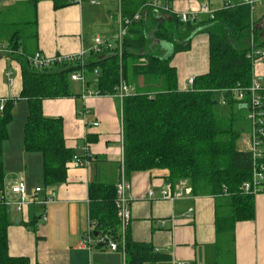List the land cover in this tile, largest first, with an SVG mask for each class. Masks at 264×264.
Instances as JSON below:
<instances>
[{"label":"crops","instance_id":"crops-1","mask_svg":"<svg viewBox=\"0 0 264 264\" xmlns=\"http://www.w3.org/2000/svg\"><path fill=\"white\" fill-rule=\"evenodd\" d=\"M158 2V8L141 7L140 17L145 22H151V15L168 23L170 15L177 17V12H198L202 4H206L213 13L221 8L245 5L241 0ZM165 2L172 11L160 8ZM228 2L231 6H226ZM113 4L114 0H102L97 5L70 3L54 8L52 0H38L35 6L32 0H1L0 41L7 43L19 30L15 37L24 55H32L37 51L47 57L79 54L81 51L88 54L94 47L96 37L104 42L115 43L114 35L122 13L120 0H117L119 8L115 7L116 13L111 16ZM151 10L154 15L150 13ZM255 10L249 7L251 20H260L263 25L264 14L257 18L254 16ZM207 17L212 18L206 13H199L197 21ZM170 64L176 68L178 88H190L189 78L208 71L207 33L194 34L190 48L176 52ZM8 72L13 77L11 84ZM253 76L264 85V59L254 62ZM90 78L91 75L86 73L88 88L95 89L89 87ZM135 85H143L142 76L128 84L130 92ZM21 87L22 68L19 59L0 57V96L19 99ZM82 91L80 84L79 90L74 91L80 92V97L46 98L42 101L45 116L62 118L66 146L88 159L86 166L67 165L63 182L45 186L42 155L25 151L22 143H17L15 161L8 164L10 150L15 145L4 149L9 136H12L10 122L7 126L8 137L2 145L3 184L7 182L10 186L22 177L29 198L39 186L42 191L37 194L38 199L45 198L47 189L54 194L52 201H32L22 211L5 205L10 219L7 238L11 256H25L30 264H125L121 241L125 240L127 233L132 240L150 243L155 250L168 257V260L157 264H173L176 261L187 264H264V192L254 195V218L236 222L232 241L224 242V251L218 253L215 198L208 194L193 193L184 180L171 185L166 169L137 171L127 176L130 183L127 192L130 220L124 232L120 229L121 237L116 250H111L106 243L101 242L100 234L89 215L88 186L91 182L115 186L119 179L123 155L122 100L115 94L83 98ZM22 100H18L16 105ZM238 108L245 107L240 104ZM19 111L20 108L17 109V115ZM249 133L250 123L244 138L246 142ZM16 173L19 175L17 178ZM163 189L171 193L181 191L182 194L165 198L161 194ZM149 190L153 191L152 195L148 194ZM89 228L91 242L86 245L82 240ZM94 231L98 232L97 236L93 234Z\"/></svg>","mask_w":264,"mask_h":264},{"label":"trees","instance_id":"trees-1","mask_svg":"<svg viewBox=\"0 0 264 264\" xmlns=\"http://www.w3.org/2000/svg\"><path fill=\"white\" fill-rule=\"evenodd\" d=\"M37 1L32 0L33 6ZM52 1L54 8L71 3ZM146 1L120 0L122 17L132 18L122 41L121 56L116 48L92 49L83 65L66 63L41 69L31 65L24 56L14 57L19 59L22 68L19 99L27 104L22 147L27 152L42 155L45 186L63 182L67 163L77 153L66 146L62 118L45 116L42 101L80 97V92L70 87V74L76 70L89 73V83L101 95L114 94L121 79L128 85L142 76L143 85L121 101L125 174L166 169L171 185L184 180L193 193L213 196L216 247L218 253H222L223 243L232 241L235 223L254 218L255 194L245 192L242 187L251 180L252 158L247 148L238 145L240 132L235 122L240 108L231 95H227L225 104L230 109L227 118L219 117L214 107L220 104V89L251 83L255 61L249 53L252 46L264 48V24L251 20L246 5L218 9L212 18L200 21L181 22L174 15H170L168 23L151 15L150 23L142 17L133 19ZM150 13L154 15L153 10ZM34 23L36 26L35 20ZM18 31L7 41L14 48L20 45L15 37ZM198 32L208 35V71L196 75L190 88L179 89L176 68L170 61L176 52L190 48L191 38ZM95 69L97 75L93 73ZM17 100L8 98L0 110V189L5 177L2 145L8 137L7 126ZM243 143L247 146L245 139ZM260 192H264V180ZM88 194L94 228L100 235L108 233L114 241H119L115 186L91 182ZM9 223L7 207L0 203V264H30L25 256L9 254ZM124 239L125 264H157L168 260L150 243L134 241L127 233Z\"/></svg>","mask_w":264,"mask_h":264},{"label":"built area","instance_id":"built-area-1","mask_svg":"<svg viewBox=\"0 0 264 264\" xmlns=\"http://www.w3.org/2000/svg\"><path fill=\"white\" fill-rule=\"evenodd\" d=\"M102 0H70L71 3L83 4L89 3L92 5L100 4ZM243 4L248 5L251 9H255L257 4L264 6V0H241ZM1 2V0H0ZM144 6H150L158 8V0H147ZM226 6H231L230 2L226 3ZM161 9L169 12L172 11L170 5L165 2L164 5L160 6ZM199 13H206L210 17H213V11L206 5L202 4L198 12L195 11H182L177 12V17L181 22L194 21L198 19ZM140 18V11L136 12L133 15V19L137 20ZM132 22V18H121L119 16V24L116 34L114 35L115 43L104 42L99 37L94 39L93 50L99 51L104 48H116L119 56H121L122 50V41L127 32V27ZM252 44V43H251ZM87 53L81 51L79 54H69V55H58V56H43L39 51L33 53L32 55H24L19 48H14L8 43L0 41V57H16L24 56L31 65L36 68H49L53 65H62L66 63H79L80 65L84 64ZM249 56L254 57L253 61L264 58V49L254 48L249 53ZM94 75H97L98 71L94 70ZM9 83H12L13 77L11 72H8ZM70 79L77 81L81 84L83 91L82 97L86 96H97L101 95L97 90L86 88L87 79L86 74L83 69L76 70L71 72ZM193 77L189 78L188 83L192 85ZM219 103L225 105L227 102V95L237 102L238 107L240 104H245L247 109L246 117L250 123V133L248 136L247 150L251 154L252 158V177L251 180H247L243 183V190L247 193L257 194L261 191V184L264 180V85L256 78L252 77L251 83L248 86H244L240 83H237L233 87L224 88L219 90ZM130 93L129 86L125 83L124 80H120L119 84L116 86L115 95H117L120 100ZM8 98L0 96V110L3 108L4 103ZM97 125V123H94ZM85 151V150H84ZM85 156V155H83ZM88 163L87 157H81L76 154L72 159L67 163L70 166H86ZM130 189V183L125 174L124 165H123V155L121 158V168L120 176L118 181L115 184V207L116 213L120 222V229L122 232L127 227V224L130 220V208L128 198V190ZM42 191L41 186L36 187L33 191L31 198L28 197L26 193V185L22 177L15 180L9 188H6L5 183L3 184L2 189H0V203H4L6 206L14 207L17 211H22L24 207L30 204L32 201H37L38 203H46L53 200V192L46 190L45 198L38 199L37 194ZM226 191V190H225ZM149 195L153 194L152 190L148 191ZM163 197L173 198L178 197L182 193L181 191H175L173 193L163 189L161 191ZM226 194V192H225ZM42 218L45 220L46 217L43 215ZM91 228H89L82 240V243L89 245L91 240ZM100 241L106 243L111 250H116L118 248V243L114 241L108 233H103L100 235ZM122 249L124 250V240L121 241ZM173 264H187L184 261H176Z\"/></svg>","mask_w":264,"mask_h":264},{"label":"rangeland","instance_id":"rangeland-1","mask_svg":"<svg viewBox=\"0 0 264 264\" xmlns=\"http://www.w3.org/2000/svg\"><path fill=\"white\" fill-rule=\"evenodd\" d=\"M68 1L70 2V0H68ZM115 7L119 8V6L117 4V0H114V4L112 6L113 11L111 13V16H113L114 13H116V10H115L116 8ZM263 14H264V6H262L260 4H257L256 5V10L254 11V16L257 17V18L258 17L260 18V17H262ZM79 85H80L79 82H76V81H73V80L70 81V87H71L72 91L79 90ZM85 87L88 88L87 84H86ZM89 87L93 88L94 86H93V84H91V85H89ZM135 89H136V85L134 87V90ZM95 90L96 89H94V91ZM134 90H131V92H133ZM18 100H20V99H18ZM17 101L15 102V105H14V108H13V111H12V113H13L12 114V119H11L10 125H9V130L11 128L12 136L11 137L9 136L8 141L4 145V149L5 150H7V148L10 147V146H14L15 145L12 148V150H10L8 164H12L15 161L14 154L16 152L17 143H22V129H23L22 126H23L24 119H25L26 112H27L25 101L22 100L21 103H19V105L18 104L16 105ZM18 108H20V111H19V113L17 115V109ZM214 111L221 118H227V116L230 114V109L228 108V106H225L223 104L222 105L218 104L217 106H215L214 107ZM246 114H247V109L246 108H240L239 110H237L236 111L237 119H236V122H235V127L240 132V137L238 139V145L241 148H244V149H246L247 146L243 143V140H244V138L246 136L247 130L249 129V122L247 120ZM17 177H19L18 173L15 174V178H17ZM5 186H6V188H9V186L7 185V182H5ZM27 195H28V193H27ZM9 207H11V206H9Z\"/></svg>","mask_w":264,"mask_h":264},{"label":"water","instance_id":"water-1","mask_svg":"<svg viewBox=\"0 0 264 264\" xmlns=\"http://www.w3.org/2000/svg\"><path fill=\"white\" fill-rule=\"evenodd\" d=\"M241 105H242V107H245V104H244V103L241 104ZM93 234H94L95 236H97V235H98V232H97V231H94Z\"/></svg>","mask_w":264,"mask_h":264}]
</instances>
